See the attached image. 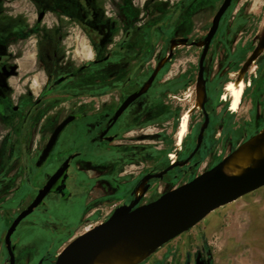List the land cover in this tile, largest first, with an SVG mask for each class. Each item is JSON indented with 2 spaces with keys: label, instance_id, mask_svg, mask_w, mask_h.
<instances>
[{
  "label": "rangeland",
  "instance_id": "obj_1",
  "mask_svg": "<svg viewBox=\"0 0 264 264\" xmlns=\"http://www.w3.org/2000/svg\"><path fill=\"white\" fill-rule=\"evenodd\" d=\"M6 1L11 3L15 0ZM184 1L94 0L92 6L101 21L110 15L117 19L118 25L114 26L112 33L115 39L127 30L137 35L152 33L169 36L171 42H167L165 49L169 44L177 46L183 51L177 64L191 66L194 71L202 48L197 44L192 47L185 45L180 39L204 43L213 17L224 0H194L196 2L192 6L182 5ZM84 2L80 0L81 6ZM174 11L177 12L176 17ZM62 15L67 16L66 13ZM62 20L64 23L59 19L57 24L56 16L50 13L44 25L50 31L58 29L56 38L60 40L61 53L68 59H74L75 68L92 63L101 55L100 52H94L82 28L71 25L64 18ZM32 24L35 25L34 22ZM32 34L29 48L32 57L29 62L34 66L37 63L35 41L40 32L33 31ZM259 49L261 51L255 55ZM249 61L251 63L244 73L247 87L240 109L238 112L227 111L228 106L219 99L221 82L226 73L242 70ZM32 74L35 82L33 92L39 95L44 86L42 69L33 67ZM206 82L212 127L205 137L200 163L193 169L190 178L213 168L222 157H228L239 144L264 127V0H233L208 55ZM222 99L229 98L222 96ZM82 101L55 106L50 103L44 115L40 111L36 113L24 136H21L22 128L18 126L16 134L10 132L6 151L0 149V264H7L9 259L3 246L7 230L34 201L38 189L45 186L62 161L72 153L83 152V156L75 160L71 171L69 188L73 197L68 201L52 196L47 199L45 207L22 222L13 239L17 246L16 264H39L40 261L42 264H54L59 250L58 256L75 238L106 222L117 207L130 200L125 199L134 187L131 182L140 170H129L135 173L112 185L106 175L105 160L99 158L94 161L90 157L87 128L68 137L65 135L66 140L44 167L36 169L34 166L40 149L50 138L60 117H65ZM17 123L20 125V122ZM202 124V113L195 112L189 126L194 137L190 145H195ZM6 134L2 128L0 146ZM182 174L181 170L173 171L170 179L154 183L153 189L165 193L178 187L183 183L180 181ZM143 264H264V187L215 210L196 227L156 250Z\"/></svg>",
  "mask_w": 264,
  "mask_h": 264
},
{
  "label": "flooded vegetation",
  "instance_id": "obj_2",
  "mask_svg": "<svg viewBox=\"0 0 264 264\" xmlns=\"http://www.w3.org/2000/svg\"><path fill=\"white\" fill-rule=\"evenodd\" d=\"M84 1V5L81 6L80 0H15L11 3L0 0V130L3 128L8 133L3 135L5 141L3 144L1 143L0 149L2 148L3 152L6 151L11 137L10 132L13 131L16 134L18 126L22 128L21 136H24L36 113L40 111V114L44 115V112L48 111L50 103V105L55 106L64 102L83 100L78 102L77 106H74L65 117H60L57 126L51 131L50 138L40 149L39 157L55 130L68 117L74 116L75 120L62 132L54 151L44 165L58 150L64 139L66 140V137L87 128L90 135V157L94 161L99 158L105 160L106 175L112 185L121 182L123 177L135 173L134 171L129 172V170H140L137 177L131 182L134 187L125 199L130 198V200L122 203L119 207L122 205L130 206L136 200L138 204L135 208L148 205L212 170L227 157H222L221 162L210 170L190 178L193 169L197 168L200 163L204 150V140L212 127V115L207 107L209 88L206 82V62L220 25L210 43L204 61L202 80H200V61L213 21L225 0L213 17L204 43L198 44L188 38L180 39L185 45L192 47L197 44L199 48H202L198 66L194 71L191 66L184 67L177 64L179 56L183 53L177 46L169 44L168 49H165L167 42H171L169 36L152 33L137 35L127 30L126 33L115 39L112 33L114 26L118 25L117 19L110 15L109 18L101 21L100 15L92 6L94 0ZM126 1L129 2V0ZM194 2L196 1L185 0L181 4L192 6ZM232 3L233 0L231 5ZM64 7L67 9L66 12ZM227 11L222 16L220 24ZM50 13L56 16L57 24H59V19L64 23L62 20L64 18L71 25L82 28L90 39L94 52L96 54L100 52L101 55L92 63L75 68L74 59L66 58L60 51V40L56 38L58 29L53 28L50 31L48 28H44ZM64 13L67 16L62 15ZM173 15L176 17L177 12L174 11ZM34 17L35 21L33 20ZM32 22L35 23L34 26ZM33 31L40 32L35 41L37 63L34 66L29 62V58L32 57L29 48L32 43ZM99 33H103V35H98ZM201 43L204 46H201ZM162 44L164 45L162 46ZM33 67L42 69L44 75V86L39 95L33 92V85L35 84L32 74ZM50 69L53 70L52 74H50ZM238 72L226 73L221 82L219 99L220 102L226 103L227 111H231V99L223 101L222 96L226 86L235 80L232 74ZM199 82H204L205 103L202 109L194 110L195 87ZM34 96L37 97L34 99ZM189 111H191V115L188 131L181 145H179L178 133L182 119ZM195 112L202 113L203 124L197 133L196 143L192 146L190 142L194 137L189 126ZM45 115L47 116V113ZM17 122H20V125ZM201 134L202 138L200 139ZM74 154L77 156L71 160L65 180L61 179L58 182L44 203L30 216L38 209L45 207L47 199L52 196H58L68 201L73 197L69 188L71 171L75 160L81 158L83 152H75L69 155L53 173L54 175ZM39 157L34 164L36 169L44 167V165L40 168L36 167ZM146 169L147 171H145ZM175 170H181L183 173L180 178L183 183L165 193L153 189L154 183L165 182L170 179ZM159 175L162 177L156 178ZM144 183L146 189L141 196H138L137 190ZM43 188L38 189V194ZM93 228L86 230L81 235ZM6 235L3 238L5 248ZM14 235L11 238L13 245H15L13 242ZM59 251L56 254V259L59 257ZM7 264H9V259Z\"/></svg>",
  "mask_w": 264,
  "mask_h": 264
},
{
  "label": "water",
  "instance_id": "obj_3",
  "mask_svg": "<svg viewBox=\"0 0 264 264\" xmlns=\"http://www.w3.org/2000/svg\"><path fill=\"white\" fill-rule=\"evenodd\" d=\"M231 2L232 0H225L213 21L200 61V80L203 79L204 61L210 43ZM74 120V116L68 117L55 130L39 157L37 168L42 167L48 160L62 132ZM76 156V154L70 156L56 171L47 185L39 191L33 203L17 217L8 230L5 243L9 264H16V246L12 244L11 238L18 226L44 203L61 179L65 180L70 162ZM222 166L221 162L192 182L161 196L148 205L135 208L138 204L137 200L130 206L122 205L105 223L73 240L56 259L55 264H90L102 250L129 235H152L154 241L150 249L155 252L196 227L215 210L264 187V163L246 175L234 178L226 177L222 173ZM161 177L162 175L156 176V178ZM39 264H42V261Z\"/></svg>",
  "mask_w": 264,
  "mask_h": 264
},
{
  "label": "bare ground",
  "instance_id": "obj_4",
  "mask_svg": "<svg viewBox=\"0 0 264 264\" xmlns=\"http://www.w3.org/2000/svg\"><path fill=\"white\" fill-rule=\"evenodd\" d=\"M201 46L204 44L201 43ZM260 51L261 49L255 55ZM250 63V61L247 62L240 72L232 74L235 80L225 88L223 98L231 99L230 110L232 112H238L240 108L246 87L243 76ZM195 94L194 110H200L205 103L204 82L198 83L195 87ZM190 115L191 111L187 112L182 119L178 133L179 145L187 134ZM173 158L175 159L174 156ZM222 163V173L229 178L242 177L259 168L264 163V127L257 135L242 142ZM145 189L146 184L144 183L137 190L138 196H141ZM153 241L152 235H129L102 250L90 264H143L154 254V251L150 249Z\"/></svg>",
  "mask_w": 264,
  "mask_h": 264
}]
</instances>
